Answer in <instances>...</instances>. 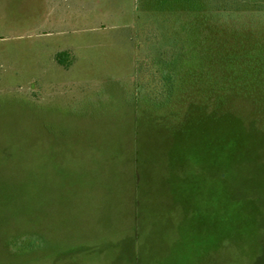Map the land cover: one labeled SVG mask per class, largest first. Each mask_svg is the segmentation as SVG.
<instances>
[{"label": "rangeland", "instance_id": "rangeland-1", "mask_svg": "<svg viewBox=\"0 0 264 264\" xmlns=\"http://www.w3.org/2000/svg\"><path fill=\"white\" fill-rule=\"evenodd\" d=\"M0 264H264V0H0Z\"/></svg>", "mask_w": 264, "mask_h": 264}, {"label": "trees", "instance_id": "trees-1", "mask_svg": "<svg viewBox=\"0 0 264 264\" xmlns=\"http://www.w3.org/2000/svg\"><path fill=\"white\" fill-rule=\"evenodd\" d=\"M67 58H69V56L66 53H60V54H58V55L55 56V61L59 65L64 66V67H67V66H69L70 62H69L68 65H64L63 64L64 60L67 59ZM146 67H147V65H146Z\"/></svg>", "mask_w": 264, "mask_h": 264}]
</instances>
